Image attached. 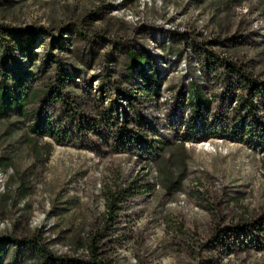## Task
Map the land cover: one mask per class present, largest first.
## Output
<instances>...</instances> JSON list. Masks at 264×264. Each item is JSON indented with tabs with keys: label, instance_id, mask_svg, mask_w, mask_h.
<instances>
[{
	"label": "rangeland",
	"instance_id": "obj_1",
	"mask_svg": "<svg viewBox=\"0 0 264 264\" xmlns=\"http://www.w3.org/2000/svg\"><path fill=\"white\" fill-rule=\"evenodd\" d=\"M0 26L31 30L22 37L1 31L0 70L8 68L5 75L12 85L28 80L26 86L41 93L30 110L43 107L64 127L68 108L51 101L49 86L60 77L71 81L81 96L63 92L66 103L87 112L89 96L106 85L111 95L106 90L96 103L106 108L114 102L121 113L126 104L113 94L114 87H136L141 81L135 74L130 85L126 82L127 49L149 52L154 67L166 76L161 98L139 108L156 138L177 140L182 123L174 103L191 81L205 95H216L214 110L228 115L235 100H219L223 87L198 71L199 60L184 37L220 59L243 63L264 89V0H0ZM27 41H33L29 52L19 46ZM169 42L183 52L182 59L167 52ZM256 101L259 120L248 119L247 128L260 131L264 92ZM32 122V115L0 120L1 236L20 241L37 235L55 256L84 258L90 234L102 231L108 264H264V249L247 245L236 230L257 219L264 222V130L256 137L242 136L243 141L185 144L183 183L174 190L166 188L150 155L132 147L115 151L116 137L109 136L108 127H100L104 142L93 140L92 149L82 148L92 138L85 132L77 142L61 145L36 138ZM76 124L87 126L75 119L69 128ZM129 129L140 127L131 124ZM130 179L149 190L118 203L117 213L106 220L107 193ZM225 228L232 229L225 234L226 244H235L228 255L214 243L216 231ZM35 259L22 243L0 251V263L36 264Z\"/></svg>",
	"mask_w": 264,
	"mask_h": 264
},
{
	"label": "trees",
	"instance_id": "obj_2",
	"mask_svg": "<svg viewBox=\"0 0 264 264\" xmlns=\"http://www.w3.org/2000/svg\"><path fill=\"white\" fill-rule=\"evenodd\" d=\"M6 31L9 36H27L31 30L29 29H12L9 27H1V31ZM182 38V36H180ZM22 39V38H21ZM227 38L226 40H232ZM183 42L190 45L191 49L199 60L200 73H205L204 77H210L215 85L223 87L224 91L219 100L225 102L229 100V104L235 100L237 106H229V113L227 118L213 111V104L216 102V95L207 96L203 93L201 85H197L194 81L188 84V88L180 90V99L174 103L175 111L181 114L182 131L177 136V140L171 141L165 137H158L156 131L150 128L151 121L146 119L140 112V106L147 102H154L161 98L163 86L166 81L164 73L160 72L154 67L152 56L144 49H127L125 63V78L128 85L136 74L140 78L136 87L132 85L125 89L114 87L113 94L120 95L125 101L121 113L117 111L112 102L108 107L103 108L102 105L96 103L97 100L101 102L102 93L107 90L106 85H102L96 94L89 96L87 102V112L82 110H74L75 106L71 103H66L67 97L63 96V92L70 91L75 97H80L81 94L75 92L71 88V81H66V78L60 77L56 79V86L54 84L49 86V94L51 101L60 105L67 106L65 110L66 120L68 126H62L63 120L57 117L52 120L48 115L44 114L43 107H40L37 112L30 110L29 106L36 102L40 96V92L33 90L26 86L24 79H17L13 85L7 80L5 73L8 71L7 67L2 66L0 70V120L13 115L19 118H26L32 115L33 122L30 125V131L36 138H50L57 144L77 142L78 139L84 138V134L91 135L90 142L84 144L82 148H94L90 146L93 140L97 142H104V138L100 134V127L110 128L112 134L115 136L113 149L117 152H129L131 147L136 150H142L146 155H150V161L158 166L161 172V178L167 189H179L182 185L183 174V157L184 145L188 143H199L210 139H225L230 141H243L242 136L252 138L258 135V132L264 129L259 127L255 129L247 128L251 119L259 120L257 112V96H261L264 92L260 83L253 78L251 71L245 69L243 63H238L232 60L220 59L214 53L209 51L206 47L196 42L194 39L183 38ZM219 42V41H218ZM33 41L22 42L19 44L21 49L30 51ZM217 43V41L215 42ZM167 52L175 53V58H183V52L177 47H173L170 42L167 43ZM218 44V43H217ZM31 65L34 66L36 61L31 53L28 54ZM177 62V61H175ZM241 90V95H234V90ZM88 94L90 91H87ZM108 95L111 92L107 90ZM106 93V94H107ZM229 94V95H228ZM84 95V93H83ZM90 95V94H89ZM96 95V96H95ZM87 96V95H86ZM50 101V102H51ZM41 102H43L41 100ZM44 104V103H43ZM73 104H76L73 102ZM78 106V105H77ZM79 106L77 107V109ZM87 118H94L93 122L87 121ZM78 119L82 124L85 122L86 127L76 124L71 126V123ZM226 119H231L228 122ZM250 119V121L248 120ZM135 124L140 127L139 131L129 129V125ZM174 130V129H173ZM148 131V132H147ZM248 133V134H246ZM114 134V135H113ZM72 135L70 141L69 137ZM148 135L155 136L151 140L147 139ZM48 151L50 149L45 146ZM148 185L137 184L136 180L130 179L117 191H109L107 193L106 201V220L112 218L117 210L120 208L117 205L120 202L131 200L134 197L149 190ZM232 229H219L214 236V243L226 250V254L233 252L235 244L227 245L225 234H230ZM238 234L245 238L247 245L256 250L264 249V222L262 220H255L251 223L240 225L236 229ZM228 233V234H227ZM251 233H256L258 237L251 236ZM103 232L99 231L90 234L88 239V255L84 258L77 256H55L51 253L49 248L44 244L39 236L32 238L27 237L22 240H16L11 236L0 235V251L6 247L15 246L22 243L26 245L35 256L36 264H108L107 256L104 255V250L101 247L105 246ZM244 243V241H243ZM242 243V244H243ZM10 264V263H0Z\"/></svg>",
	"mask_w": 264,
	"mask_h": 264
},
{
	"label": "built area",
	"instance_id": "obj_3",
	"mask_svg": "<svg viewBox=\"0 0 264 264\" xmlns=\"http://www.w3.org/2000/svg\"><path fill=\"white\" fill-rule=\"evenodd\" d=\"M220 96H222V95H220ZM213 111H215V110H214V107H213ZM218 139H221V138H218ZM211 140H214V139H210V140L203 141V142H199V143H205V142H209V141H211Z\"/></svg>",
	"mask_w": 264,
	"mask_h": 264
}]
</instances>
